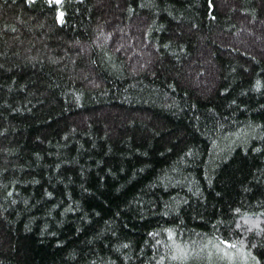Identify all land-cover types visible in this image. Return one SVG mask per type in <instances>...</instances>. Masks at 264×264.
<instances>
[{"label": "trees", "instance_id": "16d2710c", "mask_svg": "<svg viewBox=\"0 0 264 264\" xmlns=\"http://www.w3.org/2000/svg\"><path fill=\"white\" fill-rule=\"evenodd\" d=\"M0 264H264V0H0Z\"/></svg>", "mask_w": 264, "mask_h": 264}, {"label": "snow or ice", "instance_id": "6c2138e0", "mask_svg": "<svg viewBox=\"0 0 264 264\" xmlns=\"http://www.w3.org/2000/svg\"><path fill=\"white\" fill-rule=\"evenodd\" d=\"M170 235H171V233H170ZM222 239V238H221ZM222 243L224 244V245H228V244H230L231 242L230 241H228V240H222ZM217 248L219 249V245H217ZM222 250V249H221ZM227 254V253H226ZM173 255H175V253H173Z\"/></svg>", "mask_w": 264, "mask_h": 264}]
</instances>
